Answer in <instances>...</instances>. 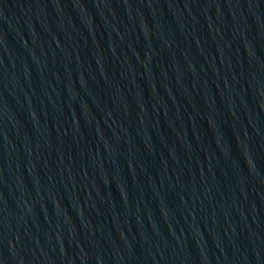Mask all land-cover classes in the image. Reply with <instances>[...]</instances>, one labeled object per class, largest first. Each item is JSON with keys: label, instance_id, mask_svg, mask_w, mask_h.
I'll use <instances>...</instances> for the list:
<instances>
[{"label": "water", "instance_id": "obj_1", "mask_svg": "<svg viewBox=\"0 0 264 264\" xmlns=\"http://www.w3.org/2000/svg\"><path fill=\"white\" fill-rule=\"evenodd\" d=\"M0 264H264V0H0Z\"/></svg>", "mask_w": 264, "mask_h": 264}]
</instances>
